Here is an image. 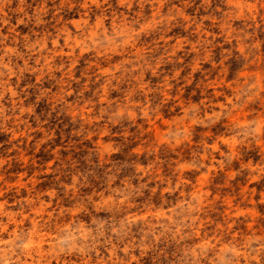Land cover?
<instances>
[{"label": "clouds", "instance_id": "9594fccd", "mask_svg": "<svg viewBox=\"0 0 264 264\" xmlns=\"http://www.w3.org/2000/svg\"><path fill=\"white\" fill-rule=\"evenodd\" d=\"M0 264H264V0H0Z\"/></svg>", "mask_w": 264, "mask_h": 264}]
</instances>
